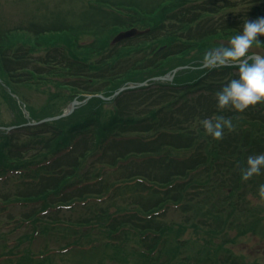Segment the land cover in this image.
<instances>
[{
  "label": "trees",
  "instance_id": "obj_1",
  "mask_svg": "<svg viewBox=\"0 0 264 264\" xmlns=\"http://www.w3.org/2000/svg\"><path fill=\"white\" fill-rule=\"evenodd\" d=\"M163 1L159 10H149L133 0L113 5L85 0L73 9L59 8L52 24L32 18L0 24V72L7 79L0 84L26 107L20 95L26 87H44L49 80L59 85L65 76L72 79V100L87 94L108 97L125 84L149 81L108 101L89 100L74 111L73 125L59 119L11 131L31 147L0 133V189L36 186L19 197L0 198V264H68L74 254L91 255L94 264H214L220 251L228 256L216 264H227L229 251L213 240L225 237L231 217L257 222L244 192L249 184L258 192L264 170L245 182L238 165L264 153V106L218 111L215 93L238 79V70L200 67L206 52L225 46L220 39L240 34L249 18L264 17V0L247 8L246 19L217 11L237 8V0ZM83 5L85 12L73 15ZM98 15L110 22L103 24ZM76 16L89 24L87 29L74 22ZM144 24L148 33L111 44L120 31ZM260 39L253 46L264 47ZM183 65L190 68L178 71L172 82L151 81ZM150 101L178 112L181 120L172 123L162 110L152 112ZM133 107L145 110L134 113ZM217 115L231 117L235 126L219 141L200 125ZM28 150V158L19 161ZM43 150L52 155H39ZM73 176L79 180L61 185ZM89 203L96 205L91 217L70 216ZM3 225L14 230L8 235ZM187 232L195 239L185 237ZM204 234L209 238L202 239ZM40 238L44 245L37 248ZM64 254L65 262H59Z\"/></svg>",
  "mask_w": 264,
  "mask_h": 264
},
{
  "label": "rangeland",
  "instance_id": "obj_2",
  "mask_svg": "<svg viewBox=\"0 0 264 264\" xmlns=\"http://www.w3.org/2000/svg\"><path fill=\"white\" fill-rule=\"evenodd\" d=\"M84 1L85 0H0V24L4 26H7L11 22H14L15 25L20 24L19 22H22L26 17L32 18L39 22L45 21L47 24H52L55 21L54 15L59 8L69 9L70 5H72V9H73V4L75 2L78 5H82L84 4ZM105 1L109 2L111 5H113L114 3L113 2L114 0H105ZM133 1L139 4L140 6L147 7L149 10L151 9L159 10L163 6L162 2H164L163 0H143V1L133 0ZM255 1L256 0H237L239 7L236 6L237 8L231 10L219 9L217 11L218 12L222 11L221 14L232 12L237 17V19L242 18L248 12L247 8L249 6L253 7L259 5L258 2ZM229 2H231V0ZM223 3H227V0H220L218 2V4H223ZM77 9L78 11H74L73 15H78L80 13L83 14L85 12L84 5L79 6ZM209 9L210 8L208 7L206 8V10ZM204 12H205L204 10H201V13ZM154 17L155 14L151 12L149 19L152 21ZM95 18L96 19L101 18L104 22L103 24L110 22V19L104 21V16L98 15L95 16ZM141 18L143 17L141 16ZM246 18L247 16H245L244 19ZM73 20L74 22L78 23L82 28L85 29L88 28L89 24L80 23V17L76 16L74 17ZM146 26L147 25L144 24L142 28L139 29H145L147 28ZM131 28H135V26ZM230 39L231 37L227 38L226 40L220 39L219 42L226 46ZM85 40H90V38H86ZM249 52H259L264 56V47L252 45V47L249 49ZM0 79H4L2 80L3 83L5 80H7L3 75V73L1 72H0ZM33 82H35V80ZM70 82H72V79L69 78L68 76H65V77H61V82H59L61 84L59 85L58 84L55 85V83H57V80H49V84L45 85L44 87L42 86L40 87L39 85L36 87L32 86V89L26 87V89L29 90L23 91V93L20 95L26 97V105L28 107H26L21 102L17 101V99H19L18 97L17 99L10 97L7 90H4V88H2L3 86L0 84V133L6 132V134L9 135V138L16 144H20L21 146L23 145L26 147H31V145L23 144V142L28 141L26 137H22V135L12 136L11 134H13V132L11 131L23 125H27L30 123L33 124L35 122L42 120H45L43 123L55 122V120L49 121L48 119L62 114L63 111L66 110L69 103L72 101V99H70V92H71V88L69 87ZM133 102L134 101L130 99L131 105H133L132 104ZM149 103H150V110L152 112L162 110L164 115L167 117L166 119L170 120L172 123H175L176 121L179 122L181 120V116L179 117L180 114L178 112L170 110L169 108H163L161 104H158V102L153 103L152 101H150ZM76 109L77 108H75V110ZM133 109L134 110L137 109L136 111H133L134 113H136L137 111L145 110V109H141L140 107H133ZM74 111L72 112L73 114L71 113L72 115L70 114L66 117L61 118L63 124L73 125L71 124L72 121L71 116H74ZM135 116L137 117L138 115ZM7 128H12V130L9 131L7 130ZM146 134L147 135L145 138L151 137L153 135L151 132ZM30 144L33 143L31 142ZM138 145L139 143L137 142L135 144L130 145L128 149L136 148ZM28 152L29 153L20 156L21 159L19 161H23L26 158H28V154H30V151L28 150ZM31 154L32 156H34L35 153L32 152ZM41 154L46 157H50L52 155V153L48 152L47 150H43L42 153H40L39 155ZM37 157L38 156H36V158ZM78 180L79 177L73 176L71 177V179L63 181L61 185L68 184L69 182L72 181L77 182ZM250 185L251 184H249L248 190H246L244 194L246 195L245 198L251 203L252 205L251 208H254L256 212L254 215H257L259 217L256 220L257 222L251 225L247 224L246 223L247 217L245 215L240 216L239 218L235 219V221L231 217L230 220L232 221V223L229 224L225 237L220 240H216L213 238L214 239L213 243L215 245H218L220 249H225L227 252L229 251L230 253V258L228 260L229 264H264V205L259 204L260 197L258 195V192H256L257 187L256 186L255 188L251 187L252 191H250L249 190ZM32 187L34 188L36 186L34 185H30V186L22 185L20 187H14V186L11 187L9 185L3 186L0 189L1 190L0 198L4 199L10 197L11 199H13L19 197V195L26 194L28 192V189ZM216 193L217 191L214 192V194ZM227 193L229 194L230 190H228ZM219 194L222 195V192ZM95 206H96L95 204L89 203L86 206L79 207L80 209L76 208L79 210L75 213H72L70 216L75 218L91 217L92 215L91 209L96 208ZM230 210L231 208L227 209V211ZM169 218L175 221H179L181 219V217L177 214L175 215L170 214ZM236 220H239L240 222H242V224L237 225ZM180 221H183V219H181ZM3 226L5 228L4 231L7 232L8 235L12 230H14V227L12 228L6 225ZM203 227L205 228V230L207 229V226H203ZM219 227L220 226H218V228ZM219 230H221V228H219L217 232ZM18 232L19 231H17L16 233ZM217 232L215 231L214 234H216ZM214 234L212 233V235ZM202 236H204V238L202 239L209 238L206 234ZM185 237L195 239V237L189 232L185 234ZM44 241L45 239L42 238L38 239L36 241L35 247L37 248L41 247V245H44ZM200 242L202 243L203 241L201 240ZM106 253H108L109 255L113 254V252L110 250L106 251ZM224 253L225 252L220 251L219 254L218 253L215 254L216 256L219 255V257L218 256L216 257L217 260L214 261V264H216L218 259H225V257L228 256V254L226 255ZM65 255L66 254L63 255L64 257L62 259L57 258L59 262H65ZM55 257H52V259ZM94 259L95 258L91 257V255L81 256L74 254L71 257H69L67 262L68 264H94ZM209 262L210 260L206 264H209Z\"/></svg>",
  "mask_w": 264,
  "mask_h": 264
},
{
  "label": "clouds",
  "instance_id": "obj_3",
  "mask_svg": "<svg viewBox=\"0 0 264 264\" xmlns=\"http://www.w3.org/2000/svg\"><path fill=\"white\" fill-rule=\"evenodd\" d=\"M260 37H264V17L244 21L243 31L233 36L227 46L214 48L204 54L201 64L208 70L228 66L238 69V79H232L215 93L218 111L228 109L243 113L250 106H264V56L247 55L254 42L261 43ZM200 125L205 130V135L215 141L224 138L225 129L228 132L235 130L232 118L223 115L203 119ZM238 167L241 179L245 182L254 176H260L264 170V153L249 155L246 166ZM258 195L259 204L264 205V184L259 186Z\"/></svg>",
  "mask_w": 264,
  "mask_h": 264
},
{
  "label": "water",
  "instance_id": "obj_4",
  "mask_svg": "<svg viewBox=\"0 0 264 264\" xmlns=\"http://www.w3.org/2000/svg\"><path fill=\"white\" fill-rule=\"evenodd\" d=\"M137 33H138V32H136L134 29L129 30V31H126V32L120 33V34L116 37V40L118 41V40H121V39H124V38H129V37L135 36ZM178 69H180V68L174 69V70L171 72V76H170V74H167V75L164 77V79H171V78L173 77L174 73H175ZM141 85H142V84H141ZM128 88L131 89V88H134V86H129ZM125 89H127V88H121L119 91H123V90H125ZM87 98L89 99V98H91V96H88ZM87 98H86V99H87ZM86 99H85V100H86ZM85 100H84V101H85ZM84 101H83V102H84ZM83 102L73 101V102L67 107V109H66V110H65L60 116H57V117H55V118H53V119H59V118H61V117H64V116H66V115H69V114L74 110V108H75L76 105L81 104V103H83Z\"/></svg>",
  "mask_w": 264,
  "mask_h": 264
}]
</instances>
